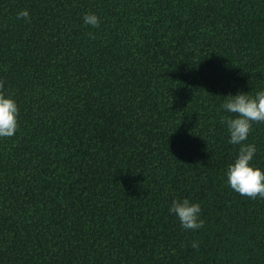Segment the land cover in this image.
I'll use <instances>...</instances> for the list:
<instances>
[{
    "label": "trees",
    "instance_id": "trees-1",
    "mask_svg": "<svg viewBox=\"0 0 264 264\" xmlns=\"http://www.w3.org/2000/svg\"><path fill=\"white\" fill-rule=\"evenodd\" d=\"M0 80L19 108L0 264H264V199L227 184L221 123L264 90V0H0ZM245 143L264 170V124ZM184 198L202 228L169 212Z\"/></svg>",
    "mask_w": 264,
    "mask_h": 264
},
{
    "label": "clouds",
    "instance_id": "clouds-1",
    "mask_svg": "<svg viewBox=\"0 0 264 264\" xmlns=\"http://www.w3.org/2000/svg\"><path fill=\"white\" fill-rule=\"evenodd\" d=\"M17 19L30 21L29 12L22 9L17 13ZM86 25L99 27L100 18L94 13H86L83 17ZM95 39L94 34L89 33ZM221 107L231 116H224L221 123H225L229 133V143L239 145L234 162L228 164L226 170L227 184L230 188L249 199H264V170L255 166L252 161L257 153L255 144L245 143L252 131L254 123L264 124V90L254 95L244 92L229 94ZM19 108L10 93H6L4 82L0 80V138H11L19 129ZM169 212L174 214L186 230H197L204 226L201 219V206L190 202L189 199H173ZM191 246L198 250L199 242L192 241Z\"/></svg>",
    "mask_w": 264,
    "mask_h": 264
}]
</instances>
